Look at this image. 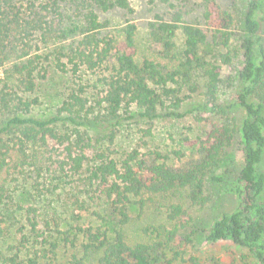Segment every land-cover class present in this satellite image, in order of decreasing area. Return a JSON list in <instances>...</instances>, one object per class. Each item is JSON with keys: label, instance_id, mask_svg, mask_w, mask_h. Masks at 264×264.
Masks as SVG:
<instances>
[{"label": "trees", "instance_id": "16d2710c", "mask_svg": "<svg viewBox=\"0 0 264 264\" xmlns=\"http://www.w3.org/2000/svg\"><path fill=\"white\" fill-rule=\"evenodd\" d=\"M195 1L205 29L184 19L183 8L193 0H174V14L156 16L147 23L146 42L154 49L149 57L139 54L134 23L126 21L104 32L111 21L101 20L100 15L116 10L129 13L128 0H41L38 5L0 0V70L4 75L0 115L11 116L0 128V238L1 225L14 206L7 189L9 178L30 179L32 172L26 169L35 166L37 149L52 141L56 153L47 160L60 176L54 180L76 178L80 195L102 201L107 208L105 216L91 213L100 221L99 227L73 228L75 236L82 238L80 257L73 256L75 264H173L174 256L169 254L174 252V216L180 209L174 205L168 209L166 219L172 228L160 226L150 242L130 243L124 231L130 220L127 206L145 194L165 195L180 189L196 202L206 176L222 162L237 135L242 159L230 189L236 207L217 218L205 238L208 244L230 242L264 264V200L260 199L264 175L259 170L264 153V0H233L226 8L215 0ZM50 43L60 44L45 53L34 51L40 50L38 44ZM48 61L73 75L81 67L99 73L102 90L94 105L79 86L70 91L57 116L22 117L35 104L28 96L35 91L39 67ZM199 90L204 102L197 110L219 116L220 121H209V128L195 141L185 139L195 157L181 167L167 165L158 154L140 158L137 151L116 161L90 144V133L131 118L134 109L148 121L180 118L182 104ZM184 91L189 95L184 97ZM224 91L231 97L222 103ZM60 123L65 126L62 131L57 130ZM9 128L16 133L6 141L1 135L8 134ZM72 198L71 216L78 221L77 210H86V200ZM17 208L24 216L20 244L30 243L41 257L54 260L57 245L46 234L57 225L45 220L41 231L34 207ZM14 261L0 255V264Z\"/></svg>", "mask_w": 264, "mask_h": 264}, {"label": "rangeland", "instance_id": "374dc122", "mask_svg": "<svg viewBox=\"0 0 264 264\" xmlns=\"http://www.w3.org/2000/svg\"><path fill=\"white\" fill-rule=\"evenodd\" d=\"M28 1L35 2L37 5L41 2V0H15L19 5H25ZM215 1L222 8H226L231 7L233 0ZM128 2L131 9L129 13L116 10L107 15H100L101 20L111 21V26L104 32L122 27L126 21L134 23L137 27L136 42L139 54L144 53L145 56L153 57L154 49L152 47L149 49L146 42L147 23L154 20L156 16L170 17L177 10L172 6L175 2L174 0H128ZM60 4L64 5V3ZM183 11L187 22L199 24L202 29H205L198 2L193 0L186 8H183ZM73 12L76 16L80 15L76 9ZM207 35L211 37L209 32ZM60 43L63 44V42ZM60 43H50L46 44L47 46L38 44L40 50L34 51L45 53ZM68 43L70 39L65 41V44ZM39 68L35 91L28 96L29 100H35V104L30 109V113L22 117L47 119L57 116V110L70 91L79 86L85 89L83 96L89 100L88 103L94 105V101L100 95L98 93L102 90L98 82L100 74L86 71L84 67H81L75 75L59 70L49 61ZM3 76V71L0 70V79ZM199 91L194 95L183 92L184 97L189 95L190 98L178 111L182 113L180 118L168 117L148 121L138 116V110L134 109L131 118L122 120L114 127L105 126L90 133L92 139L90 144L97 148L98 152L103 150L116 161H120L128 153L137 151L140 158H156L158 154L161 157L160 161L167 165L181 167L195 157L193 156L195 150L185 142V139L190 142L195 141L209 128V121H220L219 116L200 114L197 110L198 106L204 102L203 94L201 90ZM224 93L220 96L222 103L227 102V99L231 97V93L226 91ZM10 117L0 115V128ZM238 118L236 114V122ZM64 127L60 123L57 130L62 131ZM8 132L1 135L6 141L16 133L14 128H9ZM56 148L54 142L48 141L46 148L37 149L35 166L26 169L27 173L32 172V174L29 173L30 176L27 174L31 177L30 179L14 181L10 177L7 182V189L9 194L11 193L14 206L11 208L12 213L6 217L5 224L1 225L3 234L0 238V255L7 260L15 258V264H75L73 256L80 257L82 238L80 235L75 236L73 228L76 225L99 227L100 221L91 217V213L106 215L107 208L102 201L95 198L88 200L86 195L79 194L81 188L77 187L76 178L54 180L55 177L60 176L55 170L56 166H52L47 158L54 157ZM241 159L237 151V135H234V141L227 149L222 162L206 176L202 192L196 202L188 198V192L184 189L174 190L172 194H145L132 199L127 206L130 220L124 227L128 241L130 243L150 242L156 237L155 230L158 231V227L172 228V223L167 221L166 217L169 207L174 205L180 209V212L174 216V230H176L174 252L169 254L171 257L174 256L173 264H258L251 254L239 246L230 242L208 244L205 238L212 223L223 213L230 212L236 207V197L230 189ZM259 170L264 175V153ZM2 177L5 176L2 175ZM212 177H223V179L217 181ZM74 195L86 200V210H77L80 218L78 221L73 220L71 216V208L75 207L72 205ZM260 199L264 200V190ZM138 200L141 203L138 204ZM28 206L36 209L38 228L41 231L44 230L45 220L57 225L52 226L50 232L46 234L48 239L57 245L54 260L41 257L39 249L30 243L20 244L22 232H19V229L24 226V216L17 207L25 209Z\"/></svg>", "mask_w": 264, "mask_h": 264}]
</instances>
